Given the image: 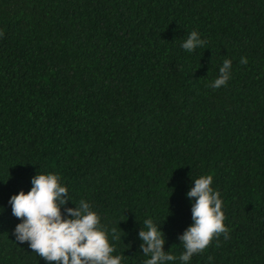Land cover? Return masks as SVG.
<instances>
[{
	"label": "trees",
	"instance_id": "obj_1",
	"mask_svg": "<svg viewBox=\"0 0 264 264\" xmlns=\"http://www.w3.org/2000/svg\"><path fill=\"white\" fill-rule=\"evenodd\" d=\"M0 31V264H49L9 204L38 173L117 229L121 264L150 258L147 219L182 264L187 193L211 174L230 234L188 264H264V0H0Z\"/></svg>",
	"mask_w": 264,
	"mask_h": 264
},
{
	"label": "clouds",
	"instance_id": "obj_2",
	"mask_svg": "<svg viewBox=\"0 0 264 264\" xmlns=\"http://www.w3.org/2000/svg\"><path fill=\"white\" fill-rule=\"evenodd\" d=\"M3 34L0 31V37ZM206 43L197 31H192L182 47L193 52ZM240 63L246 65L247 57H242ZM231 69L232 61L225 59L219 77L209 87L226 86ZM213 180L211 174L201 176L194 180V186L187 193L194 200L191 208L193 223L179 236L184 247L179 257L182 264H188L194 255L203 253L214 240L218 242L221 235L225 239L229 237L223 201L220 192L212 187ZM31 183L30 191H20L9 200L12 214L22 221L14 230L18 242H27L33 252L49 264H121L123 257L113 255L116 248L109 239L110 236L113 240L120 239L117 229L109 230L89 202L82 199L79 204L75 203L77 207H67L72 201L68 188L56 174L38 173ZM139 238L143 241L144 256L150 257L145 264H168L177 259L164 250L165 234L152 219L144 221Z\"/></svg>",
	"mask_w": 264,
	"mask_h": 264
}]
</instances>
